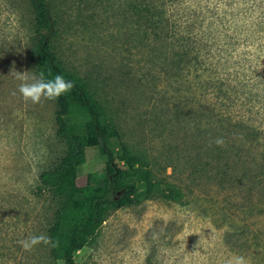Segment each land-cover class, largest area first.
<instances>
[{
    "label": "rangeland",
    "instance_id": "374dc122",
    "mask_svg": "<svg viewBox=\"0 0 264 264\" xmlns=\"http://www.w3.org/2000/svg\"><path fill=\"white\" fill-rule=\"evenodd\" d=\"M231 1L187 2L206 25L201 43L193 45L196 58L183 68L172 59V39L163 42L167 48L138 44L119 3L50 0L53 51L67 69L93 80L123 142L155 164L161 188L111 213L94 242L75 254V264H228L234 256L262 264L256 245L264 240V212L251 203L249 183L243 185L250 173L232 174L235 189L229 175L214 173L220 165L226 169L227 160L250 161L264 149V42L248 39L224 16L236 7ZM233 1L242 10L244 0ZM207 9L230 27L228 39L208 23ZM33 37L27 0H0V264H54L49 245L25 251L18 243L48 236L57 202L38 191V179L64 154L54 101H24L17 92L21 81L11 73H36ZM242 127L261 131V148L247 145ZM219 137L223 146L213 142ZM104 166L88 149L78 183L88 174L100 180ZM168 187L182 192V204L163 197Z\"/></svg>",
    "mask_w": 264,
    "mask_h": 264
},
{
    "label": "trees",
    "instance_id": "16d2710c",
    "mask_svg": "<svg viewBox=\"0 0 264 264\" xmlns=\"http://www.w3.org/2000/svg\"><path fill=\"white\" fill-rule=\"evenodd\" d=\"M113 1L121 6L123 18L130 23L131 29L138 32L136 39L139 38L138 44L143 48H151V45L157 43L167 48L163 42L172 39V59L177 66L185 63L181 66L185 68L186 64H190L187 61L196 58L191 55L193 45L195 41L201 43L202 32L199 31L206 25V19L201 17L197 6L187 3L189 0ZM27 2L34 19L31 50L36 73L42 71L48 79L62 74L74 84L69 92L53 100L56 106L55 136L63 145L64 154L51 169L39 175L38 191L57 202L53 223L47 234L53 240H58L59 244L57 247L49 245L50 259L54 264H75V254L94 242L99 229L111 213L148 200L161 188L154 172L155 164L146 153L136 151L123 142L120 130L97 99L93 80L67 69L53 51L56 22L50 12V0ZM243 3L244 7L239 10V6L232 0L229 5L235 4L237 8L229 10V14L224 12V16L231 18L236 23L234 27L239 28L238 32L248 39L264 42V0H251L250 3L244 0ZM215 11L210 13L211 21L208 23L213 24L219 37L228 39L230 27L224 25L221 15ZM218 25L222 27L220 30ZM196 26L197 29H193ZM241 131L246 132L245 136L249 140L247 145H253V150L262 147L259 139L263 136L260 130L242 127ZM88 149H95L105 160L104 170L100 180L88 174L79 184L78 170L86 161ZM226 162L229 164H225L229 174L222 165L216 167L218 171L214 173H219L221 177L229 175L232 186L236 177L234 175L231 179L233 173L240 169L246 174L249 172L250 176H246L248 182L243 185L249 183L250 201L258 208L263 205L260 210L263 213L264 149L250 161L241 158V161ZM163 197L175 204H182L184 199L182 192L173 187L163 191ZM256 253L261 256L264 264V240H259Z\"/></svg>",
    "mask_w": 264,
    "mask_h": 264
},
{
    "label": "clouds",
    "instance_id": "9594fccd",
    "mask_svg": "<svg viewBox=\"0 0 264 264\" xmlns=\"http://www.w3.org/2000/svg\"><path fill=\"white\" fill-rule=\"evenodd\" d=\"M11 73L16 79L21 81L18 85L17 92L24 101H30L33 104L40 103L42 99L56 100L74 87V84L71 81L66 80L62 74H56L51 79H48L42 71L39 73H32L31 75H29V72L27 71L21 73L13 70ZM13 94L15 95L16 93L14 92ZM213 142L217 146H223L224 144L222 137L216 138ZM18 243L25 251H29L35 245L40 243L57 247L59 241L53 240L46 235H32L24 240L18 241ZM228 264H248V262L242 256H234L228 261Z\"/></svg>",
    "mask_w": 264,
    "mask_h": 264
}]
</instances>
